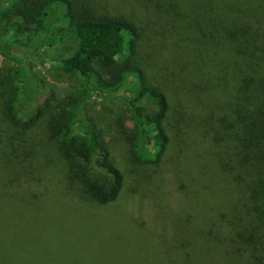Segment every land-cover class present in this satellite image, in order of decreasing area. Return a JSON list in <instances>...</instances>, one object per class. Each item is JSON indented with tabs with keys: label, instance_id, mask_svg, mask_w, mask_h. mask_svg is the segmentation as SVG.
Returning a JSON list of instances; mask_svg holds the SVG:
<instances>
[{
	"label": "trees",
	"instance_id": "trees-1",
	"mask_svg": "<svg viewBox=\"0 0 264 264\" xmlns=\"http://www.w3.org/2000/svg\"><path fill=\"white\" fill-rule=\"evenodd\" d=\"M248 1L254 3L253 9L233 12L227 24L215 28V48L228 49V54L216 53L211 68H201L199 78L200 93L211 91L222 100L217 108H198V117L192 119L199 120L203 131L199 136L220 149L208 159L196 156L189 168L183 146L172 150L168 130L172 111L178 113L181 107L173 110L171 90L150 78L148 84L143 70L132 63L139 39L132 20L100 10L93 0H0V55L15 66L10 79L0 71V149L18 150L13 146L46 122L49 139L66 163L70 183L79 185L95 203H112L123 190L125 175L97 126L86 116L85 107L94 92L104 97L123 92L121 98L135 120L132 154L139 162L170 171L162 178L163 194L170 199L167 205L164 202L171 213L169 223L183 225L197 244L218 242L236 258L264 264V0ZM67 43L76 48L49 61L58 62L64 75L80 79L79 92L62 106L49 97L27 121L21 120L20 114L45 89V79L34 70L28 52L46 65L48 52ZM132 75L135 81L130 79ZM198 100L204 101L200 96ZM224 107L232 113L218 115L217 110ZM6 126L13 129L12 134ZM222 127L232 131L226 141L234 143L235 153L229 151L226 156L228 150L221 145L224 138L218 137ZM18 135L26 136L18 142ZM93 163L111 176L108 184L92 176ZM7 165L0 158V182H12L14 168ZM174 166L175 174L171 172ZM213 170L225 174L230 187L217 194V204L209 208L205 196L212 190ZM232 190L241 191L244 197L243 216Z\"/></svg>",
	"mask_w": 264,
	"mask_h": 264
},
{
	"label": "rangeland",
	"instance_id": "rangeland-1",
	"mask_svg": "<svg viewBox=\"0 0 264 264\" xmlns=\"http://www.w3.org/2000/svg\"><path fill=\"white\" fill-rule=\"evenodd\" d=\"M93 1L100 10L126 17L137 25L139 39L132 63L143 70L148 84L150 78L171 90L173 110L181 107L178 113L176 109L172 111L174 115L169 121L172 150L183 146L189 168L196 163V156L208 159L217 154L220 148L199 136L203 131L198 127L197 117L198 108L207 105L217 108V102L222 99L211 91L206 95L200 93L201 68H211L210 61L216 53L228 54V49L216 50L215 28L227 24L233 12L253 9L254 3L248 0ZM74 48L76 45L67 43L57 51L50 50L44 57L48 60L46 65L39 63L34 52H28L34 70L45 79V89L39 100L20 114L21 120L27 121L49 97L54 98L52 103L61 106L76 97L80 79L64 75L58 62L49 61L71 53ZM121 65L122 60L117 67ZM14 70L13 63L0 55V71L5 72L6 78L10 79ZM189 75H192L190 79ZM129 77L135 81V75ZM122 93L104 97L94 92L85 107L86 116L97 126L114 162L125 175L123 190L112 203H95L79 185L70 183L66 163L49 139L46 122L34 128L24 141L26 135H18L17 141L22 142L13 146L18 150L0 149V158L12 165L15 172L11 175L12 182H0V263L249 264L228 254L218 242L195 243L196 239L188 235L183 225L176 221L169 223L171 213L164 202L167 205L170 199L163 194L166 191L162 178L170 171L157 170L135 159L131 142L135 120L121 98ZM199 96L204 101L200 102ZM216 113L224 116L232 112L224 107ZM193 115L196 119H192ZM9 128L12 134L13 129ZM231 132L222 127L218 135L224 138L221 145L228 150L225 156L229 151L235 153L234 143L226 141ZM3 135L8 137L6 133ZM5 141L9 142L6 138ZM90 169L92 176L102 183L111 181V176L95 163ZM171 172H177L175 166ZM213 172L212 190L205 196L209 208L217 204V194L230 187L225 174ZM232 193L243 216L244 197L241 191L232 190Z\"/></svg>",
	"mask_w": 264,
	"mask_h": 264
}]
</instances>
